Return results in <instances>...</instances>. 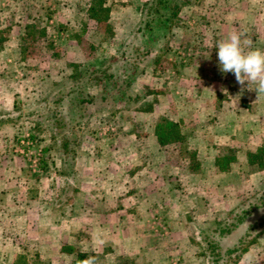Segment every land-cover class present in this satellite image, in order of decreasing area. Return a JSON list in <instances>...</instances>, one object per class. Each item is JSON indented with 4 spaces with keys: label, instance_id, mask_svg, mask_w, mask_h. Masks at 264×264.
Segmentation results:
<instances>
[{
    "label": "rangeland",
    "instance_id": "374dc122",
    "mask_svg": "<svg viewBox=\"0 0 264 264\" xmlns=\"http://www.w3.org/2000/svg\"><path fill=\"white\" fill-rule=\"evenodd\" d=\"M150 2L0 0V49L11 53L13 67L1 78L10 90L2 93L9 122L1 127L0 148L18 170L16 178L21 184L37 180L49 163L53 171L48 176L58 181L55 197L70 204L71 178L77 176L74 154L113 146V163L105 167L114 181L113 193L145 196L142 207L127 202L133 215L125 223L139 233H115L114 240L107 236L98 245L89 243L86 234H55L63 227L55 216L62 206L54 202L48 205L52 218H0V264H80L87 256H95L97 264H200L196 254L203 234L217 233L239 206L263 191L264 120L258 135L244 124V110L237 124L217 123L228 115H217L216 109L224 111L235 91L225 89L227 82L221 89L212 83L232 75L220 72L216 42L233 30L251 38L254 34L255 27L241 12L242 1L164 0L149 10ZM103 67L101 82L90 84L93 80L87 78ZM219 89L228 93L226 99L216 100ZM91 93L96 94L91 102L81 100ZM166 119L173 121L181 139L161 145V159L168 163L144 190L134 177L143 171L135 147L152 122ZM25 132L31 135L32 151L41 153L35 169L14 151L17 137ZM204 146L217 150L222 171L208 166L212 154ZM251 151L262 154L248 166ZM102 162L95 166L100 179ZM228 162L233 164L229 168ZM119 167L127 176L119 178ZM31 190L40 191L36 186ZM43 221L50 232L37 235ZM242 234L244 245L255 230ZM236 253L224 255L223 264H264V230L234 257Z\"/></svg>",
    "mask_w": 264,
    "mask_h": 264
},
{
    "label": "crops",
    "instance_id": "0c3cea01",
    "mask_svg": "<svg viewBox=\"0 0 264 264\" xmlns=\"http://www.w3.org/2000/svg\"><path fill=\"white\" fill-rule=\"evenodd\" d=\"M241 1L240 8L242 9L241 12L244 10L243 15L246 20L245 22L248 25L253 26V28L255 27L254 34L251 38L253 42L252 47L264 50V0ZM10 58L11 53L9 51L0 49V139L2 136V125H6L5 123L9 122V119L6 117L7 111L2 109L4 103L2 93L4 90L9 91L10 88L1 78L6 75V72H11V69L13 68L10 65L12 64ZM8 65L10 66L8 67ZM233 78L234 75L232 74L231 79ZM231 79L229 78L227 81H224L216 77L214 78V82H212V80L209 81V83H215V87L220 89L224 88V85H226L225 82H227L225 89L235 91V93L231 92V95H229L230 99L227 100L228 106L224 111L216 109L217 115L221 114L222 117L228 115L225 119H218L217 123H220V121L226 122L227 120L228 124L231 126L237 124L239 122V113L244 110L245 113H248V117L244 119L245 122L242 121V123L244 122V124H247L248 129L251 130L252 133L258 135L263 129L261 123L264 120V94H257L255 90H250L247 87V82H245V87L242 90L241 85H239L236 80L233 79V82H236V84L229 83L232 82ZM249 87L254 88L255 85H249ZM220 89L218 92L214 91L216 95L215 98H217L216 100L225 98L226 94H228L226 91H221ZM240 91L243 92V95H240ZM14 97L15 95L13 94L12 98ZM15 102L14 99H11V107H15ZM219 105L220 101L217 103V107H220ZM153 123L154 122H152L150 127L145 130V134L143 133L141 136V139L143 141L146 140L148 144L142 141L140 146L135 147L141 157V164L138 169L142 167L143 169L141 170L143 171L135 172L134 177L137 178V180L140 179V182H142L141 186H143L144 190V186L149 182L151 184L150 186H153L151 180L156 174H158V172L160 173L163 171L161 168L165 167V164L168 163L164 158L163 160L161 159V145L157 142L153 133ZM221 134L224 135V133ZM227 139L228 142H233L229 136H227ZM215 144L219 143L215 142ZM206 147L207 146H204V149H206ZM113 148V146L102 147L100 150L94 148H87V150H85L84 148V150H78L76 154H74L72 169L73 173L77 176L71 178L73 182V184L71 183L72 190H74L75 195L73 194L70 204L59 201L58 197H55L58 191V181L55 180L54 183L50 180V173L53 171V168L49 163L48 165L43 166L42 172L39 173L42 176L38 177L37 180H30L29 178L27 183L25 182V184H21L18 178H16L18 170L13 164L11 165L9 161L10 157L2 148H0V218H52L53 210H49L48 205L51 202H54L53 204L57 208L62 206L60 209H57V214L55 215L56 219H62V222L57 224L63 227L61 229L53 230L57 235H60L61 233H82L88 235L87 239L89 243L91 240H95V244L98 245V242H103L104 238H107V236L114 240L115 233L121 232L122 236H125L130 230L139 233V231H136L135 225L129 226L125 223L128 215H133L131 213V208L129 209L127 207V202L130 199L135 206L142 207L141 204L145 201V196L144 198L143 196H140L139 198V194L137 193L121 192L119 195L113 193L110 183H113L114 181H110V176L105 174V167H109L113 163L112 159L109 158L111 154L109 150H112ZM206 153L212 154L208 166L210 165L214 172L222 171L220 170L222 168L217 164L219 159V157H217V150L206 149ZM244 153H246V151ZM100 158H102V160ZM148 159L151 162L148 163ZM97 160L98 162L103 161L101 165V169L103 168L101 170V174L103 173V179L95 176L97 173L96 171L99 170L96 169L97 167L95 168V166H97ZM228 165L227 168L233 164L232 162H228ZM118 169H120L119 178L127 176L120 167ZM202 169L203 168L201 167V170ZM254 169L256 171L259 168L255 167ZM190 173L191 172L187 170V174ZM164 174H167L166 171H164ZM166 179H170V177H166ZM33 186L38 187L40 191L36 190V193H34V190H31ZM42 186H45V189H43ZM99 187H103L102 190ZM5 205H11L12 207L9 208ZM148 214L149 213L145 211V216ZM41 223L42 224L39 226L42 227L37 229V235L50 232V230L43 228L45 227V221ZM95 235H97V237L93 238ZM100 235L102 236L100 237ZM100 238L102 239L100 240ZM121 240L122 239H120V241ZM130 240L132 239L130 238Z\"/></svg>",
    "mask_w": 264,
    "mask_h": 264
},
{
    "label": "trees",
    "instance_id": "16d2710c",
    "mask_svg": "<svg viewBox=\"0 0 264 264\" xmlns=\"http://www.w3.org/2000/svg\"><path fill=\"white\" fill-rule=\"evenodd\" d=\"M164 0H151L149 3V10L154 8V3H162ZM93 9V8H92ZM91 9V10H92ZM146 24L149 22V19L145 21ZM85 24V22L83 23ZM82 24V25H83ZM143 26L144 23H143ZM138 28V27H137ZM84 27L81 26V30ZM138 29H142L140 26ZM106 67L99 68L95 70L93 75L90 78L93 80V83L98 84L104 78L103 73L105 72ZM96 94H89L86 97L82 98L83 101L91 102L94 99ZM103 96V95H102ZM100 96L101 98H103ZM164 122L156 121L153 124V133L156 137L157 142L160 145H164L173 140L181 139L180 135H176L177 131L172 127L173 121L163 120ZM31 136V135H30ZM65 145V142H62V146ZM262 153H254L253 151L247 153V165L252 166L254 160L257 156ZM219 162L217 161V164ZM223 163V162H222ZM225 164V162H224ZM252 170H255V167H249ZM223 169V168H222ZM259 228V229H256ZM255 230V234L251 235L246 244H242V233L249 234L250 230ZM264 230V189L263 191L257 193L254 197L247 200L245 204L239 206L226 220L222 222V225L218 227L217 233H205L202 236V247L200 251L197 252L200 264H223L225 262L224 255H228L232 252H237L234 254V257L244 252L248 246H250L254 240L255 235ZM242 231V233H241ZM204 233V232H202ZM234 238V240H232ZM228 241L232 240L231 244L229 242L221 243L222 240ZM243 245V246H242Z\"/></svg>",
    "mask_w": 264,
    "mask_h": 264
},
{
    "label": "clouds",
    "instance_id": "9594fccd",
    "mask_svg": "<svg viewBox=\"0 0 264 264\" xmlns=\"http://www.w3.org/2000/svg\"><path fill=\"white\" fill-rule=\"evenodd\" d=\"M252 43L250 36L236 30L217 41L219 69L222 74L232 73L242 90L247 82L250 90L264 94V50L253 48ZM80 264H97V260L95 256H87Z\"/></svg>",
    "mask_w": 264,
    "mask_h": 264
},
{
    "label": "built area",
    "instance_id": "2783aa9c",
    "mask_svg": "<svg viewBox=\"0 0 264 264\" xmlns=\"http://www.w3.org/2000/svg\"><path fill=\"white\" fill-rule=\"evenodd\" d=\"M15 146V152L25 156L29 160V165L32 166L33 169L38 168V158L41 153L39 151H36V153L32 151L31 148L33 147V141L27 132L17 137Z\"/></svg>",
    "mask_w": 264,
    "mask_h": 264
}]
</instances>
